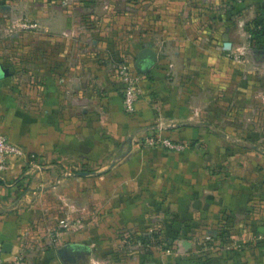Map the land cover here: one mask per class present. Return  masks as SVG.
Here are the masks:
<instances>
[{"label":"crops","instance_id":"0c3cea01","mask_svg":"<svg viewBox=\"0 0 264 264\" xmlns=\"http://www.w3.org/2000/svg\"><path fill=\"white\" fill-rule=\"evenodd\" d=\"M214 1L202 0L198 5ZM235 1L221 21L202 20L209 31L213 23H221L229 36L233 17L228 14L234 7L244 13L239 25L248 12L264 9V0ZM220 32L209 35V50L201 54L207 65L199 68L215 82L209 90L177 83L180 71L201 72L185 61L190 55L182 44L185 39H177L179 46L169 60L167 51L146 46L156 59L152 65L146 60L145 73L133 64L140 76V94L132 114L124 110L113 73L91 66L86 51L74 53L72 37H32L37 78L16 95L9 71L0 65V131L30 158V162L9 159L0 174V246L11 244L4 256L7 260L22 255L21 239L34 230L52 228L60 236L69 234L74 222L68 219L73 216L88 233L84 204L91 199L106 222L120 221V227L134 229L143 220L147 226L158 199L163 216L181 220L186 232L170 249L153 256L135 255L127 264H264V147L240 145L241 139L253 136V127L219 133L212 125L223 114L228 122L235 121L237 111L242 112L241 123L264 125V94L253 99L247 64H237L227 52L217 50V38L224 41ZM252 55L259 61L263 54ZM240 70L245 71L240 74ZM254 72L259 74L260 69ZM221 75L225 90L216 84ZM250 109L258 115H251ZM260 129L257 136L264 139V127ZM151 136L186 142L189 147L164 153L159 163L155 156L160 150L143 148L144 139ZM111 156H120L119 161L108 164ZM46 203L49 222L43 216L38 227L35 215ZM222 233L229 239L222 240ZM234 233L241 235L236 242ZM75 242L88 245L84 240Z\"/></svg>","mask_w":264,"mask_h":264},{"label":"rangeland","instance_id":"374dc122","mask_svg":"<svg viewBox=\"0 0 264 264\" xmlns=\"http://www.w3.org/2000/svg\"><path fill=\"white\" fill-rule=\"evenodd\" d=\"M231 2L236 1L217 0L200 7L198 4L202 0H0V65L9 71L10 88L16 95L18 90L21 91L27 84L32 85L37 78L34 73L37 50L35 53L33 36L72 37L74 53L86 51L90 65L103 66L108 73H113L114 68L121 64L133 66L137 52L146 46L167 51L166 60H169L170 53L179 46L177 39L183 38L187 41L182 43L183 47L190 54L185 61L189 66H198L195 71L201 72L185 74L180 71L176 76L177 83L180 87L209 90L215 82L199 68L207 65L201 54L202 50H209V35L215 37L222 31L224 41L220 40V36L217 38V50L227 52L237 64H247V70H250L246 72L249 74L248 86L251 85L249 93L257 100L264 94V54L259 61H255L251 51L264 50V9L252 11L251 14L248 12L244 24L239 25L238 19L244 13L242 8L234 7L233 13L228 14L230 19L233 17L229 36V31L222 29L221 23L210 25V32L202 22L213 19L221 21L225 11L232 10ZM234 55H238L237 60L233 58ZM256 67L260 69L259 74L254 72ZM243 71L240 70V74ZM225 82L224 75L218 76L216 84L219 88L225 90ZM237 114L233 122H228L223 114L218 123H212L214 130L219 133H226L227 130L241 133L250 129L248 126L253 127L250 130L254 132L253 136L241 139L240 145L257 144L264 147V139L257 136L264 125L247 121L241 123L242 112L237 111ZM250 114L258 115L255 109H250ZM148 148L160 150L161 153L155 156L159 163L164 153L175 152L160 145ZM118 157L111 156L106 162L115 163L119 161ZM90 171L96 170L92 168ZM86 204L84 207H88V217L85 219L90 221L88 233H84L87 229L82 231V222H77L74 216L68 219V222L74 223L67 235L60 236L52 228L34 230V233L21 239L24 246L19 251L22 254L21 264H71L60 258L58 249L67 243L83 240L91 245L92 253L75 264H127L135 255L153 256V253L170 249L186 232L181 220H167L163 216L165 210L158 199H155L153 217L147 220V226L143 220L136 229L120 227V221L106 222L101 218L97 203L91 199ZM75 205L81 206L80 203ZM43 206L40 214L35 215V225L38 227L44 222L43 216L48 222L50 218L49 204ZM61 206H65V203H61ZM101 224L110 228L100 229ZM85 234H88L87 237ZM236 234L232 238L234 242L241 237H236ZM229 237V234L222 233L221 239L227 240ZM194 238L201 241L200 236ZM204 242L210 241L206 239Z\"/></svg>","mask_w":264,"mask_h":264},{"label":"built area","instance_id":"2783aa9c","mask_svg":"<svg viewBox=\"0 0 264 264\" xmlns=\"http://www.w3.org/2000/svg\"><path fill=\"white\" fill-rule=\"evenodd\" d=\"M235 60L238 55H234ZM113 75L117 81V86L122 94L124 110L128 114L135 111V103L140 94L139 80L140 76L136 73L133 66L121 64L114 68ZM145 145H160L168 150L183 151L187 148L186 142L171 141L166 138L146 137L143 142ZM30 162L29 156L25 155L22 148L12 143L7 136L0 131V174L8 167L9 159H24ZM5 253L2 252L0 246V264H21V257L16 255L12 259L7 260Z\"/></svg>","mask_w":264,"mask_h":264},{"label":"water","instance_id":"95a60500","mask_svg":"<svg viewBox=\"0 0 264 264\" xmlns=\"http://www.w3.org/2000/svg\"><path fill=\"white\" fill-rule=\"evenodd\" d=\"M252 54H264V50L254 49L251 51ZM156 59V53L149 47H144L137 53L136 59L134 61V66L142 73H145L149 65ZM146 60L149 62V65H146ZM83 174H87L83 172ZM261 232L264 233V227L261 229ZM3 253H10L11 244L3 243L1 246ZM91 254V249L88 245L72 242L63 245L58 249V255L62 258L63 261H67L71 264H75L79 260H84L86 256Z\"/></svg>","mask_w":264,"mask_h":264}]
</instances>
